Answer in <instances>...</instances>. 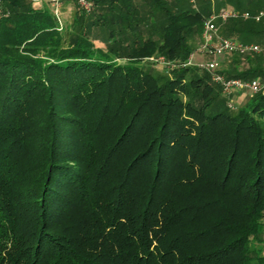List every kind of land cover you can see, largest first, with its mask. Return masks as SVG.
Listing matches in <instances>:
<instances>
[{
    "label": "trees",
    "instance_id": "1",
    "mask_svg": "<svg viewBox=\"0 0 264 264\" xmlns=\"http://www.w3.org/2000/svg\"><path fill=\"white\" fill-rule=\"evenodd\" d=\"M93 2L62 27L47 3L5 2L0 264H264V91L232 109L182 65L212 14L196 0ZM219 23L264 40V18ZM245 61L223 72L264 75V53Z\"/></svg>",
    "mask_w": 264,
    "mask_h": 264
},
{
    "label": "built area",
    "instance_id": "2",
    "mask_svg": "<svg viewBox=\"0 0 264 264\" xmlns=\"http://www.w3.org/2000/svg\"><path fill=\"white\" fill-rule=\"evenodd\" d=\"M7 0H0V21L9 14V11L5 7ZM34 3H47L54 16L58 19L60 27L63 26L61 19L62 6L65 0H31ZM76 5L84 13L90 14L94 9L93 0H75ZM243 17L244 19H255L257 21L264 18V8L256 13L249 11L240 12L237 9L222 7L216 13H212L208 16L202 27V44L198 49V53L210 54L214 56H220L227 53H241L245 54L260 53L264 51V47L257 43H246L237 38L222 37L219 34V20L226 21L229 18ZM195 53H191L189 58L182 65H193ZM161 64H170L164 57L156 59ZM198 66L206 70L211 79L221 86L222 93L228 98V105L234 109L238 106V97L244 92H250L252 94L264 91V75L255 76L252 78L243 77H231L227 76L223 69H221L219 61L217 59H211L209 61L200 62Z\"/></svg>",
    "mask_w": 264,
    "mask_h": 264
},
{
    "label": "rangeland",
    "instance_id": "3",
    "mask_svg": "<svg viewBox=\"0 0 264 264\" xmlns=\"http://www.w3.org/2000/svg\"><path fill=\"white\" fill-rule=\"evenodd\" d=\"M194 3V0H191ZM193 6H195L196 8L199 7L201 10H203L204 12H208L211 11L212 13H216L217 11H219V9H221L222 7H227V8H235L233 5V0H196V3L193 4ZM75 11H77V6L74 4L73 5H68V8L63 9L62 8V12H61V19H62V23L63 25H68L69 23H71L73 16L75 14ZM221 25L219 23V34H220V29H221ZM198 40V39H197ZM201 40H198L197 43V48L194 50V59L193 65L198 66V63L200 62H205V61H209L211 59H217L219 61L220 67L221 69H223V71L225 69H227L229 67V64L234 61H238L240 63H245V57L247 54H250L251 52L245 53V54H241L238 52L235 53H227V54H223L220 56H214V55H210V54H202V53H198V49L201 45ZM200 41V42H199ZM251 43H257L261 46L264 47V40L262 38H255L254 42ZM263 52H260L258 54H263ZM253 54H257V53H253ZM123 61V60H120ZM154 68L159 71V72H164L166 70L165 65L159 63V62H155ZM244 66V65H243ZM230 69V68H229ZM238 101V106L242 105L245 101V99L243 98V96L237 100ZM260 246L263 247V255H264V236H263V240L260 243Z\"/></svg>",
    "mask_w": 264,
    "mask_h": 264
},
{
    "label": "crops",
    "instance_id": "4",
    "mask_svg": "<svg viewBox=\"0 0 264 264\" xmlns=\"http://www.w3.org/2000/svg\"><path fill=\"white\" fill-rule=\"evenodd\" d=\"M45 3H46V2H45ZM45 3H35V4H37V5L39 6V5H42V4H45ZM74 4L76 5L75 0H65L64 3H63L62 8L65 9V8H68V5H73V6H74ZM76 6H77V5H76ZM232 65H233V63H232V64L230 63L228 68L231 69V68L233 67ZM243 65H244V66H243ZM248 66H249V64H248L247 62H245V63H240V64H239L240 69H241V68H248ZM242 96H243V94H240L239 97H238V99H240Z\"/></svg>",
    "mask_w": 264,
    "mask_h": 264
}]
</instances>
